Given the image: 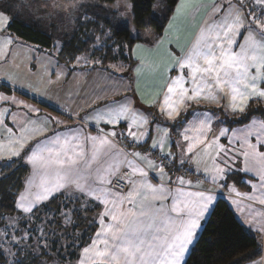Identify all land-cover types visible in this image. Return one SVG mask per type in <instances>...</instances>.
Returning a JSON list of instances; mask_svg holds the SVG:
<instances>
[{
  "label": "snow or ice",
  "instance_id": "snow-or-ice-1",
  "mask_svg": "<svg viewBox=\"0 0 264 264\" xmlns=\"http://www.w3.org/2000/svg\"><path fill=\"white\" fill-rule=\"evenodd\" d=\"M254 2L261 7L260 16L249 13L244 0H236V4L230 2L220 8L225 15L206 26L190 53L183 58L168 53L174 63L171 67L165 66V71L171 73L175 70L177 74L168 77L167 94L159 106L161 115L175 120L180 116L181 108L201 100L216 101L217 93L226 91L228 107L232 112L243 113L249 101L264 102V0ZM213 7L217 6L214 4ZM185 8L182 2L177 14H181ZM11 22L10 12L0 7V35L5 37L8 45L12 43V38L7 36ZM140 24L147 27L143 20ZM136 35L139 37L138 31ZM136 47L140 49L144 45L137 44ZM80 59L86 58H79L77 63ZM137 59L142 58L138 56ZM135 72L139 77L140 68H136ZM141 100L149 106L154 104V101L143 96ZM0 101L19 104L15 98L3 95H0ZM117 103L118 106L97 112L91 118L97 126L103 122L115 128L123 122L128 129L125 139L130 138V146L139 145L145 149L133 151L132 159H128L117 144L116 138L124 137L125 133L114 130L105 132L103 128H99L96 135L85 134L83 130L64 135L57 134L53 129V135L45 142L37 140L34 150L29 148L24 152L32 139L48 131L49 125H59L62 121L50 116L42 121L28 119L31 127L21 124L17 132L5 124L9 109L5 108L0 113V126L5 127L8 133V144L0 143V156L7 152L9 158L20 157V153L24 152L21 160L31 166L33 174V179L27 180L32 198L18 192L14 210L20 211V219L31 220L32 217L39 219L37 214L41 209L37 205L44 202L43 206L48 207L50 200L52 203L56 199L66 200L64 207L78 205L73 208L76 215L82 214L81 208L84 212L100 208L95 220L100 231L95 232L96 238L90 241V247L83 249L87 260L81 261V264H184L185 253L215 198L208 189L186 191V187H192L191 181L183 176L173 179L168 175V162H174L176 158L170 151H162L169 136L167 129L163 130V136L158 141H151L149 146L145 143L149 140L148 116L131 103ZM23 107L27 108L28 113L38 114V109L27 105ZM12 119L15 124L16 117ZM153 119L159 123L157 117ZM182 123L189 158L197 144L205 145V152L214 149V174L211 180L213 184L223 181V186L227 187V172L231 170L228 167L229 150L219 143L218 138L205 144L208 140L206 133L213 131L211 120L207 116L199 120L197 136L190 135L192 126L188 121ZM226 134V129L219 133L220 136ZM248 137H255L256 144ZM241 147L245 150L239 155H243L245 161L250 154L264 159V152L259 151L260 147H264V121H254L249 126ZM248 149H251V153ZM153 150L160 155L153 157ZM116 160L120 163H115ZM217 160L220 164H217ZM179 162L183 165L185 160L180 158ZM195 163L199 164L200 161L196 160ZM150 171L158 174L155 184L152 183ZM243 171L251 169L245 166ZM165 179L167 183L163 182ZM260 179L264 183V170L260 173ZM33 186L39 189L34 194L31 193ZM260 202L264 203V200ZM25 213L29 215L25 217ZM65 217L71 222L67 214ZM107 220L111 222L106 223ZM16 243L19 244V241ZM17 264H24V261ZM259 264H264V261Z\"/></svg>",
  "mask_w": 264,
  "mask_h": 264
},
{
  "label": "rangeland",
  "instance_id": "rangeland-1",
  "mask_svg": "<svg viewBox=\"0 0 264 264\" xmlns=\"http://www.w3.org/2000/svg\"><path fill=\"white\" fill-rule=\"evenodd\" d=\"M189 1L187 2L186 0H179L178 3L180 6L182 2L184 4L186 3L185 4L186 8H192L193 6L190 4ZM230 2L232 4H236V0H211L210 4L211 5L215 4L217 6L215 7V10L220 11L221 7L227 5ZM244 4L247 6V11L249 13H253L257 17L260 16L261 7L255 4L254 0H244ZM4 5L5 6L9 5L10 7L12 5L15 10L14 13L15 16L19 17L27 25L38 24L39 26L42 27V29L46 33L53 35L54 39L56 40L55 41L56 48L47 50L38 45L21 41L19 38L14 36L9 31V29H7V36L12 38V43L10 45L6 44L5 37L3 35H0V78L5 77L9 79L10 82L12 84H15V86L18 88V89H13L14 92L10 93L9 88L4 87L3 84L0 83V95L9 98H15L19 102L18 105H13L11 103L5 104L4 102L0 101V113H3L5 108L9 109L10 114L7 115V117L5 118V124L9 127H13L14 130H16L17 132L21 124H23V126L25 127H31V125L27 123V120L29 119L28 117H30L28 115V110L27 108L23 107V105H27L29 107L38 109V114L36 112H33L35 117L32 120L39 119L42 121L45 117L50 116L62 121V123L59 125H50L52 127L51 132L49 130L43 136L49 134L53 135V129H55V132L57 134H64V135L69 134L68 131H70L71 129L73 130V133H77V129L80 127L83 128L85 131H87V128L89 127L88 126L89 123H87V120H85V122L76 120L77 122H79L77 124H75L74 122L65 123L63 117L58 113H56L55 111H53L55 107L54 104H58V98L56 96V87L59 83V79L63 75L62 70L64 71L66 67H69L68 68L69 72L72 71L74 72L75 70L84 71L86 73L92 72L93 70L108 72L116 77L123 78L124 81H127L128 85L130 86L128 87L133 88V90H135L138 82L135 69L138 68L139 65L138 61L134 60L135 45L138 42L139 43L146 42L147 44L150 43V46H153V44H156L162 38V36L159 37L157 32L152 27H147L142 30L135 27L133 22V11H132L131 0H115L114 2H102L101 0H0V6H4ZM165 7L166 4L164 0H156L153 6L152 15L150 17H147L146 22H149L151 18H157L158 16H160V14L164 11ZM210 10L208 12L207 19H212V20L218 19L219 16L209 15V14H213L212 13L213 11L210 12ZM91 12H94L95 14L98 13V15H101V18L106 19L105 21H109V23L114 24L115 26H122L123 28L130 29L134 40L140 39L134 44L132 49L131 58L133 59V61H135L134 63L129 64V63H125L123 60H117V62L114 63L108 62L107 64H103L100 58L98 57L93 58L92 55L94 53H97L96 55H98L101 58H104L106 55L105 49H108V47L110 46L115 47L116 43L119 42L118 40H115V44H114V42L110 40L111 34L108 30L109 29L108 26L106 27L99 26L97 30L94 29L95 31L89 33V37L91 39L94 36L93 42L88 46L89 51L83 50L84 52L81 53L76 58V61L70 64V66L63 65L57 61V52L58 49L60 50L62 48L61 46L62 42L65 43L67 41H70L72 35L74 34V31L77 29V26L79 24H80L79 26L80 29L78 32H80V30L84 27L83 25L84 22L88 20L86 19L87 17L86 15L87 14L90 15ZM220 13L224 14V12L222 11H220ZM181 17H183V20L185 21V23H187V25L195 22L194 24L188 26L190 28L197 27L204 18L203 15L191 16L189 15V13L185 15V11ZM90 20L92 22V19ZM193 20L195 21L192 22ZM183 27H187V26H183ZM137 31L139 33V37H137L136 35ZM80 46L82 47L81 44ZM114 53H119L117 47L114 48ZM81 57H84L86 59H80L79 63H77V60ZM148 63H151L152 65L151 69L155 72L151 71L152 72L151 75L145 74V77H142L140 79V83L143 86L147 82L151 84L152 81L148 79L149 77L158 78L162 74L161 72H156V66L154 63H152L151 60H149ZM58 75L60 77L59 79H57ZM88 82L89 80L85 78L82 80V83H80V85L79 83L76 85L74 84V88L76 89L78 88L79 91L83 93L88 89L92 88V86ZM157 82H159V79H157L155 83ZM65 88H68V85H66ZM104 90L105 88L100 84L99 87L97 85H94L90 92L92 95L95 92H99L100 94H102ZM129 97L133 99L131 100L132 102H135V108L144 111L149 118L150 123L147 126L149 140L145 141V143L153 139V135H154L153 131L156 126H162L164 128H167V130L170 129L172 133H174V128L167 127L166 123L172 121L174 122L178 121L182 112L189 107H194V109L197 108L193 111L192 114H190V116L187 119H183L178 124H175L176 133L177 136H179V140L177 144L180 145L179 147H177L178 154L184 157L189 156V154L186 151V146L188 142L183 140V132L185 126L183 125L182 122L188 121L190 123V125L192 126V131L190 132V135L193 136V134L196 132L195 124H198L199 120L204 119L205 116L211 117L213 121L212 127L218 133L217 135H219L220 131L225 129L227 130V134L225 136H220V140L221 139L224 140L222 141L223 142L222 144L226 146L225 148H227L229 150V153L231 154L228 160V167L231 170L228 171L227 174L228 173L232 174V172L233 173L238 172L241 175L243 174L240 171H238L240 170V168L237 169L234 168L233 166L239 164V161L236 159V157L237 158L241 157L239 153H242L245 150L244 148L241 147V144L245 138V133L247 132L249 127L237 128L236 130H233L231 132V129L228 126H226V124L229 123L228 117L241 115L246 110L243 113L232 112L231 110H228L226 108V102L223 100L222 102L219 101L217 104L200 101L195 104H190L187 108H182L180 116L176 117L175 120H169L165 116L160 114L159 105L157 102L154 103L152 106H149L148 104L143 103L140 97L135 93H131ZM94 98L97 97L93 96L90 99H94ZM120 100H121V96L113 97L111 99H106V100L97 99L95 103L90 104L87 107V110L85 112L87 114L93 111L94 108L98 106H102V107L108 106V104H110L111 102L112 103L115 102L114 104H116ZM45 104L46 106L48 105L49 107H53V109L45 107ZM139 105L141 107H138ZM207 105L215 108H213L212 110L204 109V107H206ZM223 107L227 110L226 113L228 114L227 116L224 117L221 115V113H225V112H221L220 114L217 112ZM13 116L16 117L15 124L13 123V119H12ZM153 117H157L159 119V123H157L156 120L153 119ZM105 130L107 131L114 130L125 133L124 137H118L116 139H118L117 141L118 146L125 150L127 149L128 152L127 151L125 152L128 153L129 155H131L133 151L141 149L139 145L130 146L131 145L130 138L125 139L128 129L125 128L124 123L119 124L115 128L105 127ZM132 130L136 131L135 128H132ZM140 131H144V129H140ZM215 131H213L214 133H211L209 135L211 139L215 137L214 136ZM233 132L235 134H233ZM232 135H235L236 141H233L232 143H228L229 137ZM43 136H37L34 139H32L31 145H30L31 142L30 141L28 146L24 149V152H27L29 147L34 146V144H36L35 141L37 140H39L40 142H45L46 139L43 140L42 139ZM7 137H8V133L6 131V128L0 126V143L7 145L8 144ZM248 139L251 140L252 143L256 144L255 137H248ZM170 141H172L171 137H169L168 142ZM199 147L200 145L197 144L196 147L194 148V151L195 150L197 151H195L192 154L189 160L188 170L190 172L201 174L202 176L207 175L210 178V174L213 171L212 156L214 154L210 155L208 152H205L203 148L199 149ZM260 149L263 151V148L260 147ZM162 151L169 152L166 146L163 147ZM24 152L20 153V157H10V158L8 156V153L4 152L3 156H0V160L5 162L6 160H11L14 158L20 159L21 157H24ZM196 160H199L200 163L199 164L195 163ZM170 163L171 161L168 162V167L170 166ZM217 164H220L219 160H217ZM27 166L30 170L29 173L30 175L31 167L28 164ZM248 178L249 177H247V175L243 174L242 183L247 184ZM27 180L25 185H27ZM25 189L26 186L24 188L23 194H25ZM100 211L101 209H99L98 214L100 213ZM19 215H21V213H19ZM95 220L96 219H94V221ZM23 222L24 221L21 220L20 217H17L16 219L12 218L10 219V221H8V227L7 226L2 227V225H0V247L2 249V252L9 257V263H12L15 260L14 259L15 251L11 248V245H17L16 241L20 242V240L25 238L27 244L29 245L20 248L22 253H24L25 251H29L35 255H40L41 249H43L44 247L46 248L47 257L44 260L41 259L40 264H81V261L87 260V257L83 252V249L85 247H90V242L86 244L80 251L78 249V253L77 256L75 257V260H70V258L68 257L70 254V250H71V254L73 255L77 247V244H74L72 241L66 238V236L64 235L66 233L65 231L56 229L58 234L54 235L56 239L52 238V241L55 240L59 241V245L55 247L53 243L50 244L51 238L47 236V233L45 234L43 228L40 230V239L35 238L34 240L29 241L28 237H30V235L26 233H19L21 231V226ZM110 222H111L110 220L106 221V223H110ZM30 226H32V224H30ZM95 228H96L95 232L100 231V228L98 226H95ZM17 230L18 233H16ZM5 233H7V235H5ZM10 237L13 240L12 243L10 242ZM95 238L96 237L94 233L92 240H94ZM69 241L71 242L70 250L67 249L69 245Z\"/></svg>",
  "mask_w": 264,
  "mask_h": 264
},
{
  "label": "trees",
  "instance_id": "trees-1",
  "mask_svg": "<svg viewBox=\"0 0 264 264\" xmlns=\"http://www.w3.org/2000/svg\"><path fill=\"white\" fill-rule=\"evenodd\" d=\"M101 1L114 2L115 0ZM155 1L156 0H131L133 22L135 27L140 30L152 27L160 37L170 21L179 0H164L166 7L160 16L151 18L149 22H146L147 17L152 15ZM0 7L10 12L12 22L8 26V29L14 36L21 41L38 45L47 50L56 48V40L53 35L46 33L41 26L38 24L27 25L23 20L14 15L15 10L12 5L11 7L9 5ZM86 16L88 20L84 22V27L80 32H78L80 29L79 24L70 41L65 43L62 42V48L60 50L58 49L57 52L58 62L70 66V64L74 63L76 58L84 52L83 50L89 51L88 46L93 42L94 38L93 36L91 39L89 33L97 30L99 26H108V30L111 34L110 40H112L114 44L115 40L119 42L116 43L115 47L110 46L108 49H105L106 55L104 58L96 55L97 53L92 55L93 58H100L103 64H107L108 62L114 63L117 62V60H123L125 63L129 64L135 62L131 58L132 49L134 44L140 39L134 40L130 29L123 28L122 26H115L109 23V21H105L106 19L101 18V15H98V13L95 14L91 12L90 15L87 14ZM90 19H92V22ZM141 20L147 24V27L140 24ZM116 47L119 53H114V48ZM45 107L51 108L48 105H45ZM213 108L215 107L208 105L204 107V109L210 110ZM195 109L194 107L187 108L182 112L178 121H172L166 123V125L174 128L175 124H178L183 119H187ZM226 111L227 110L223 107L217 112L219 114L225 112L221 113L224 117L228 115ZM253 119L264 121V102L250 101L243 114L228 117L229 123H227L226 126L233 129L236 126L247 124ZM13 161L15 162L13 163ZM9 164H11V167H8ZM29 173L30 170L27 164L23 162L21 158H14L6 160L5 162L0 160V225H2V227H8V221H10V219L20 217V211L14 210V201L18 199V192L23 193ZM242 178L243 174L241 175L238 172L232 173L227 179V184H234L235 186L246 188L244 187L245 183H242ZM47 203L49 205L48 207H44L43 203L37 205V207L41 209L37 214L39 219L36 217H32L31 220L23 219L24 222L19 233L30 235L28 240L31 241L35 238L40 239V230L43 228L45 234L47 233V236L51 238L50 244L53 243L56 247L59 245V241H52V238L56 239L54 235L58 234L57 230L65 231L66 233L64 235L66 238L74 244H77L73 255L70 250V241L67 248L70 250L68 257L70 260H75L78 249L80 251L86 244L92 241L96 229L95 226H98L94 219H96L100 208H96L95 211L87 212H84L81 208L80 211L82 214L76 215L73 212V208L78 207L76 204L64 207L67 201L61 199H56L55 203H52L51 200ZM58 208L60 209L59 211L57 210ZM65 214H67L71 222L66 219ZM23 215L27 217L29 214L25 213ZM30 224H32V226H30ZM16 233H18V230ZM12 241L10 237V242L12 243ZM27 245L29 244H27L26 238L20 240L17 245H11V248L15 251V260L12 263H9V257L2 252L0 247V264H17L18 261H24V264H40V260H44L47 257L45 247L41 249L40 255H35L29 251L22 253L20 248L26 247ZM261 251L260 237L245 228L239 222L228 203L220 198L206 221L195 245L190 251L185 264H247L258 259L261 255Z\"/></svg>",
  "mask_w": 264,
  "mask_h": 264
},
{
  "label": "crops",
  "instance_id": "crops-1",
  "mask_svg": "<svg viewBox=\"0 0 264 264\" xmlns=\"http://www.w3.org/2000/svg\"><path fill=\"white\" fill-rule=\"evenodd\" d=\"M186 1L188 2L189 0H186ZM191 1L193 0L189 1L193 7L185 8L184 9L185 15L189 13V15L191 16H196V15L204 16L203 20L200 22V24L197 27H194V28L188 27L189 25L194 24L195 20L192 21L194 23H190L189 25H187V23H185V21L183 20V17H181L184 14V11L182 14H179V15L177 14V9L180 6L178 3V5L176 6L174 10L173 15L170 18V21L168 22L162 34V38L155 44L156 45L155 47L150 46V43L147 44L146 42H140V43L138 42L139 44L144 45V48L138 49L136 47L138 43L135 45L134 47V53H135L134 58L135 59L134 60L138 61L139 63L138 68H140L141 70L140 76L139 77L137 76V79H138L137 85H139V89H137V87L135 88V90H133V88H129L130 86L128 85L127 81H124L123 78L116 77L108 72L93 70L92 72L86 73L84 71L75 70L74 72L72 71L73 72L72 73V72H69L68 70L69 67H66L64 71L62 70L63 75L59 79V83L56 87V96L58 98V104H54L55 107L53 111L61 115L65 123L74 122L75 124H77L79 122H77L76 120L82 121V122H85V120H87V123H89L88 124L89 127L87 128V131H85L83 128L80 127L77 129V133H80L81 130H84L83 132L85 134L91 133L92 135H96L98 133L99 128H103L105 132H109L105 130V127L112 128V126L105 125L103 122H101L97 126L95 124V121L91 117L96 115L97 112H103L108 108H112L113 106H118V103L114 104L115 102L114 103L111 102L112 104L110 103L108 104V106H103V107L98 106L94 108L93 111L86 114L85 111L87 110V107L90 104L95 103L97 99L106 100V99H111L113 97L121 96V100L119 101V103H131L132 106L135 108V102H132L131 100L133 99L129 97L131 93H135L140 97V99L143 96L146 99L154 101V103L157 102L159 106L162 105L163 99L165 95L167 94L166 84L168 81V77L170 75L174 77L177 74L175 70H173L171 73H168L167 71H165V66L171 67V65L174 63V60L168 55V53L172 52L173 56H176L177 58H183V56L186 53H190L193 50L194 46L200 40L201 33L203 30H205L206 26L210 25L213 21L220 20L225 15V13L221 14L219 10H215V8H213V4L212 5L210 4L211 0H207V2L206 0H195L193 2ZM209 10L210 12L213 11L212 12L213 14H209L210 16L215 15V16H219V18L213 19V20L207 19ZM170 25L172 27H170ZM183 26H187V27H183ZM138 56L141 57L142 59L138 60L137 59ZM149 60H151L152 63L155 64L156 72H161L162 74L158 78L149 77L148 79L152 81L151 84L147 82L143 86L140 83V79L142 77H145V74L151 75L152 74L151 71H153L151 69L152 67L151 63H148ZM85 78L89 80L88 83L92 86V88L94 85H97L99 87L101 84L105 88L104 92L102 94H100L99 92H95L92 95L90 92L92 88L88 89L87 91L83 93L80 92L78 88L77 89L74 88V84L76 85L79 83L80 85V83H82V80ZM157 79H159V82L155 83ZM0 83H2L3 86L9 85L10 87L9 86L8 87L10 88L9 89L10 93L14 92L13 89H18L15 86V84H12L10 80L5 77L0 78ZM66 85H68V88H65ZM93 96L97 98L90 99ZM222 100L226 102V108L228 110H231L228 107L229 98L227 95V91L225 93H217L216 101H212V100H201V101L217 104L219 101L222 102ZM138 107H141V106L139 105ZM51 108L53 109V107ZM143 114L146 115L144 111H143ZM28 115L30 116L28 117L29 119H33L35 117L33 113H28ZM82 117L84 119H81ZM207 117L211 120V126H212V123H213L212 118L209 116ZM254 121L261 122V120L259 119H253L249 123L241 125V127L240 126L234 127L233 129H231V132L233 130H236L237 128H247L251 126ZM197 125L198 124H195V127ZM257 127H258V124H257ZM51 128L52 127L49 125L48 131L50 130L51 132ZM164 129H167V128H164L162 126L155 127L153 131L154 132L153 139L147 142L149 146H150L151 141H158L163 136ZM169 130H167L169 133V136L164 146L167 147V149L173 154V157H175L176 159L174 162L171 161L170 166L166 168L168 175L172 176L173 179H175L181 174V176L185 177L186 180L191 181V184H192V187L185 188L186 191H197L198 189L199 190L208 189L212 192V195L215 198L213 205L210 206L208 213H206L205 217L201 220L200 227L197 229L196 235L193 237L192 244L189 245V248L187 252L185 253L184 264L186 263V260L190 254V251L195 245L200 233L202 232L206 221L208 220L210 214L212 213L213 208L215 207L217 201L220 198L224 199L228 203L229 207L232 209V211L234 212L239 222L245 228H247L251 233L256 234L258 235V237H260L261 248H262L261 256L258 259L250 263H247V264H259V262L264 261V203L260 202V200H264V183H262L260 179V173L262 170H264V159H261L260 157L253 155V154H250L246 161L243 155H241V157H238V158L236 157V159L239 161V164L234 165L233 167L237 169L240 168V170L238 171H240L241 173L249 177L247 184H245L244 186L247 188H242V187H238L235 185H228L227 188H224L223 181H218L217 184H213L211 180V175L214 174L213 171L211 172L210 178H209L207 175L202 176L201 174L190 172L188 170V163H189L190 158L189 156L184 157L178 154V149L176 145L179 140V136H177L175 126H174V133H172L171 130L169 132ZM212 130L215 131L213 127H212ZM213 131L206 133V135L208 136V140L205 141V144L210 143L213 138H218L219 143L222 144L223 143L222 141L224 140L222 139L220 140V135H217L218 133L216 131L214 134L215 137H213L212 139L209 137L211 133H214ZM71 132L73 133L72 129L68 131V133H71ZM233 134L235 133L233 132ZM197 135H198V132L196 131L193 134V136H197ZM51 136L52 135L49 134V135L43 136L42 139L45 140ZM169 137H171V140H172L170 142H168ZM116 140L118 141V139ZM229 141H231V143L233 141H236L235 135L230 136ZM35 142L37 143V141ZM31 143L32 141L30 142V145ZM199 145H200L199 149H202V148L203 150L205 149V145L203 144H199ZM29 148H33L34 150V146H31ZM119 148L123 152L127 151V149L125 150L121 147ZM261 148H263V151L260 148H259V151L264 152V147H261ZM135 151H145V149L141 148ZM248 151L251 153V149H249ZM207 152L210 155H213L214 149H208ZM126 154L128 155V159L130 158L132 159L131 155H129L128 153ZM158 155H160V153L153 150V157H156ZM229 156H231V154ZM180 158H183L185 160V163L183 165L180 164L179 162ZM114 162L117 164L120 163L119 160H116ZM245 166L251 169V171H248V172L243 171ZM229 174L230 173H228L227 176ZM149 175L152 178V183L155 184L158 182V174H154L150 171ZM29 179H33L32 169H31V174L29 175L28 180ZM163 182L167 183V180L165 179ZM38 191L39 189L35 186H33L31 189V193L33 194ZM237 193H239V195ZM25 195L29 196L30 199L32 198V196L29 195V189L27 185L25 189ZM125 207H127V205H125Z\"/></svg>",
  "mask_w": 264,
  "mask_h": 264
}]
</instances>
